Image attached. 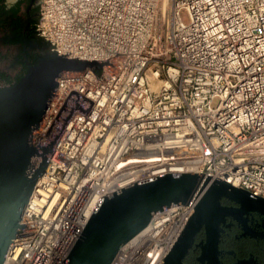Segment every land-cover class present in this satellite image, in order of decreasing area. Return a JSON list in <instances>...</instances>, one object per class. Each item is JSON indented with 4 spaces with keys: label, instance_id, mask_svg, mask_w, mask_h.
<instances>
[{
    "label": "built area",
    "instance_id": "built-area-1",
    "mask_svg": "<svg viewBox=\"0 0 264 264\" xmlns=\"http://www.w3.org/2000/svg\"><path fill=\"white\" fill-rule=\"evenodd\" d=\"M38 4L41 26L73 56H111L99 78L60 71L93 102L54 144L7 264H62L103 194L154 175L200 171L264 197V0ZM192 211L154 212L129 239L138 236L136 264H162Z\"/></svg>",
    "mask_w": 264,
    "mask_h": 264
},
{
    "label": "water",
    "instance_id": "water-1",
    "mask_svg": "<svg viewBox=\"0 0 264 264\" xmlns=\"http://www.w3.org/2000/svg\"><path fill=\"white\" fill-rule=\"evenodd\" d=\"M110 56H73L41 26L34 0H0V264L39 176L57 162L53 146L66 123L93 102L61 83L60 71L83 68L99 78ZM182 203L194 211L162 264H264V197L200 171L103 194L62 264H109L154 212Z\"/></svg>",
    "mask_w": 264,
    "mask_h": 264
},
{
    "label": "bare ground",
    "instance_id": "bare-ground-1",
    "mask_svg": "<svg viewBox=\"0 0 264 264\" xmlns=\"http://www.w3.org/2000/svg\"><path fill=\"white\" fill-rule=\"evenodd\" d=\"M138 236L133 237L131 240H129L127 243H123L122 248L118 252V255L116 256L117 261H115L113 264H136L138 263V257H140V253L138 249V243H136ZM121 257V258H120Z\"/></svg>",
    "mask_w": 264,
    "mask_h": 264
},
{
    "label": "flooded vegetation",
    "instance_id": "flooded-vegetation-1",
    "mask_svg": "<svg viewBox=\"0 0 264 264\" xmlns=\"http://www.w3.org/2000/svg\"><path fill=\"white\" fill-rule=\"evenodd\" d=\"M39 3V0H34V6H36Z\"/></svg>",
    "mask_w": 264,
    "mask_h": 264
}]
</instances>
